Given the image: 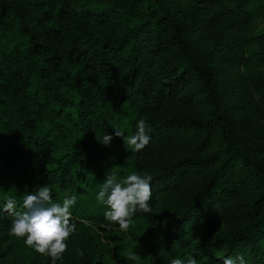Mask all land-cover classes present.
Instances as JSON below:
<instances>
[{
  "label": "trees",
  "instance_id": "trees-1",
  "mask_svg": "<svg viewBox=\"0 0 264 264\" xmlns=\"http://www.w3.org/2000/svg\"><path fill=\"white\" fill-rule=\"evenodd\" d=\"M141 119L134 152L113 127ZM114 167L152 178L127 231L96 199ZM44 186L77 197L56 264H264V0H0V264H52L2 210Z\"/></svg>",
  "mask_w": 264,
  "mask_h": 264
},
{
  "label": "clouds",
  "instance_id": "clouds-1",
  "mask_svg": "<svg viewBox=\"0 0 264 264\" xmlns=\"http://www.w3.org/2000/svg\"><path fill=\"white\" fill-rule=\"evenodd\" d=\"M113 129L115 137L122 138L127 149L131 148L134 152L143 150L151 139V128L143 119L137 122V130L132 135H126L119 127ZM112 139V135L103 134L100 141L109 145ZM151 179V176L132 172L118 180L115 167L110 169L96 196L100 204L108 206L109 210L104 213L106 221L118 224L122 231H127L133 225V217L137 212L151 213ZM76 202L75 195L66 196L62 202H56L52 198L51 189L44 186L34 193H26L19 210L17 201L11 197L7 198L2 210L14 217L10 233L17 238H25L26 246L50 257L52 264H56L67 251L66 241L76 231L71 211ZM77 254L83 257L84 252L78 249ZM137 256L133 253L126 259L135 260ZM239 259L240 264H244L243 258ZM170 264H198V261L193 256L186 259L177 256L170 260ZM224 264L236 262L228 257L224 259Z\"/></svg>",
  "mask_w": 264,
  "mask_h": 264
},
{
  "label": "rangeland",
  "instance_id": "rangeland-1",
  "mask_svg": "<svg viewBox=\"0 0 264 264\" xmlns=\"http://www.w3.org/2000/svg\"><path fill=\"white\" fill-rule=\"evenodd\" d=\"M95 229L101 234V238L103 239V240H105V241H108L106 238L111 234V229L109 228V227H105V228H103V229H100L99 227H95ZM110 242H113L112 241V239H110ZM3 244L0 242V246H2ZM139 246H138V243H135V242H132V243H126V245L124 246V248L127 250V251H135L136 250V248H138ZM141 247H143V246H141ZM143 250V253L141 252L140 253V255H139V257H140V259L143 261L144 260V262L145 263H147L148 262V260H147V257H148V254H147V256H146V253H145V251H144V249H142ZM115 254V253H114ZM138 255V254H137ZM43 257H44V260H51V258L50 257H48V256H46V255H42ZM114 260H116V257L114 258Z\"/></svg>",
  "mask_w": 264,
  "mask_h": 264
}]
</instances>
